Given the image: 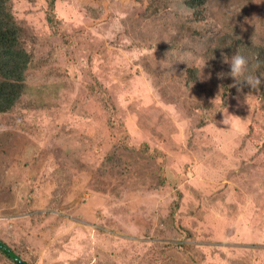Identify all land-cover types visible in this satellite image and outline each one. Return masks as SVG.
Returning <instances> with one entry per match:
<instances>
[{"label":"rangeland","instance_id":"374dc122","mask_svg":"<svg viewBox=\"0 0 264 264\" xmlns=\"http://www.w3.org/2000/svg\"><path fill=\"white\" fill-rule=\"evenodd\" d=\"M176 5L12 0L32 59L0 113V238L30 264H264V99L211 48L264 45V0Z\"/></svg>","mask_w":264,"mask_h":264},{"label":"trees","instance_id":"16d2710c","mask_svg":"<svg viewBox=\"0 0 264 264\" xmlns=\"http://www.w3.org/2000/svg\"><path fill=\"white\" fill-rule=\"evenodd\" d=\"M176 2L174 10L180 11V8L182 10L184 8L190 20H203L207 0H176ZM25 35V28L14 15L12 0H0V113L11 110L20 101L27 87L26 71L32 54L24 45ZM216 41V44L211 45L212 53L219 50L220 54L216 56L218 60L214 62V66L222 68V72L225 73L223 76L220 75V84L226 91L247 81H237L235 77L227 74L230 72V63L224 60L225 55L231 57L239 50L248 60L246 73H264V45L244 42L228 34L220 36ZM197 71V67L194 66L186 69L187 83L196 79ZM260 87L261 98L264 99V82ZM0 253L10 258L14 264H30L1 238Z\"/></svg>","mask_w":264,"mask_h":264},{"label":"clouds","instance_id":"9594fccd","mask_svg":"<svg viewBox=\"0 0 264 264\" xmlns=\"http://www.w3.org/2000/svg\"><path fill=\"white\" fill-rule=\"evenodd\" d=\"M224 60L230 63V72L227 74L235 77L237 81L245 80L247 81L248 84L251 85L252 88H257V89L259 88L261 83L264 82V80H262V77H264V73L261 74L246 73V66L248 64V60L247 57L243 55L239 50L236 51L231 57L225 55ZM205 64L206 61L202 65V72ZM219 75L223 76L225 75V73L221 72L219 73ZM241 77L243 78L241 79Z\"/></svg>","mask_w":264,"mask_h":264}]
</instances>
